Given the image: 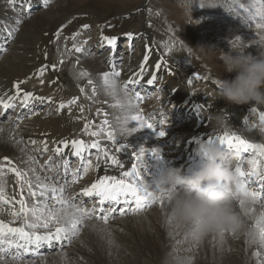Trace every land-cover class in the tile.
I'll use <instances>...</instances> for the list:
<instances>
[{"label": "bare ground", "instance_id": "6f19581e", "mask_svg": "<svg viewBox=\"0 0 264 264\" xmlns=\"http://www.w3.org/2000/svg\"><path fill=\"white\" fill-rule=\"evenodd\" d=\"M85 1L87 0H60L57 2L55 0H28L29 6L20 9L22 14H13L12 6L16 1L0 0V21H9L10 18L20 20L25 14H34L32 9L36 7H44L47 10L38 12L29 21L22 22L21 31L16 35V43L11 46L14 53L0 64L1 84L13 82L17 85L15 91L5 90L0 94V103H10V98L16 93L32 94L42 102L47 101L48 96L40 98L39 92L33 88L34 86L26 83L28 78L37 76L41 72L40 66L36 64L41 51L39 45L44 38V31L57 17H59L58 25H62L72 18L77 12H80V5ZM178 1L174 7L172 6V9L178 10L174 12V15L185 30L183 33L187 38L186 46L190 49L188 43L192 45L194 40L201 47L202 56L209 61L219 78L232 81L241 89L257 88L260 101L254 112L264 115V99H262L264 96V34L258 36L255 41V38L251 39L245 32L248 38L240 37V41L238 39L240 35L234 33L230 41H225L223 35L226 34V31L216 25L224 14L217 15V12L210 11L209 14L213 15V18L208 25L204 26L201 23L202 16L192 15L188 12L198 4L200 6L208 4L209 0H204L205 3L202 0H190L193 6H187L185 9H180ZM187 1L189 2V0ZM224 2L226 1L224 0ZM51 4L54 5L49 7ZM47 7L49 8L47 9ZM224 8L225 6H223ZM227 11H230L234 17L233 20H229L230 23L227 25L229 31L233 30L234 22L253 20L257 21L256 28L261 26L264 28L263 8L255 0H227ZM239 12L242 13L237 14ZM191 16L193 21L190 19ZM8 25L11 29L17 27L18 24L8 23ZM8 33L9 37L14 36L12 32ZM204 34L207 35L204 36ZM140 37L139 41L144 43L142 36ZM181 39L184 40L182 37ZM247 39L249 41L246 44ZM108 41L110 40L102 39L100 41L102 45L100 52L104 54L103 59L90 57L87 54L86 47L90 46V43L84 44L79 41L72 43L70 41L77 47V52L73 53L76 69L72 68L70 71L72 80L81 89H84L89 81L93 82V85H87L90 88H87L85 95L88 96L91 107L94 106L92 98L97 93L100 94L99 102L103 115L87 135L74 140L71 138L70 131L74 130V126H63L66 123L65 110L57 116L49 118L40 115L34 116L30 129H23L21 125L14 128L13 125L4 123L0 118V162L4 161L23 169L29 178V185L32 181L37 182L34 186L37 191L43 190L45 187L43 184L47 183V179L39 168V164L41 165V161L38 160L40 151L34 143L47 146L50 142L58 140L59 145L65 142L71 153L79 154L87 148H95L100 145L103 147L100 149L101 151L104 148L110 149V158L99 153L93 162V172L88 177L86 186L97 184L104 177L111 178V181L115 183L126 180L127 176L134 172L137 155L139 158L145 156L148 158L150 149L157 146L155 142H152L151 145L144 144L138 138L149 130H147L146 124H141L138 118V104L129 94L124 93L125 84L119 79L111 78L117 74L114 70L107 71V64H112L114 60H117V53L110 51L111 46L106 47ZM233 45H239L240 49L234 50ZM228 47L232 50L226 53L225 48L228 49ZM147 57L149 54L143 58L136 54L132 60H129L133 65L130 76L133 72H142L140 80L144 84L151 85L154 82L152 78L160 80L161 74H164L166 70L159 68L163 66V62L157 60L156 65L159 63V66L155 67L156 71L152 77L150 73L152 65L145 68L156 58L153 57L149 60ZM47 64H51L49 59ZM174 71L178 76H181L178 71ZM175 81L172 80L166 85L170 91L172 90L169 97L177 103V106L189 107L190 113H193V108L197 109L195 115L198 116V119L194 125L187 123L176 128L180 133L186 134L189 142L184 146V154L172 152L173 148L168 149L169 157L179 159V163L182 165H188L194 160H199V163L204 164L210 160L212 152L217 147L223 146L227 150L229 148L227 143H229L238 147L248 146L257 161H264V119L251 124L248 118L253 114V111L249 107L245 108V104H240L235 98L231 99L229 95L219 89H211L203 103L198 101V98L191 102L190 97L195 98V95L189 94L187 87ZM224 84L235 87L231 85L232 83ZM198 89H204V87L201 86ZM204 93L206 94V92ZM73 95L76 93L73 92ZM53 103L55 100L51 101L52 105ZM63 104L69 107L68 103L63 102ZM200 108L207 109V112L202 113L198 110ZM99 132H105L108 139L103 140L97 137ZM75 143H78L76 151L74 150ZM9 213H12L9 206L0 209V223L10 224L12 219L9 217ZM71 214L72 211L68 210L60 212L61 216H70ZM126 218L131 235L130 242L126 244V247H123V244L111 235L107 226L97 225L96 222L86 224L81 234L78 235L80 239L78 236L76 237L79 240L78 251L86 249L89 256V261L84 264H154L155 257L160 259L162 256L178 255L176 251H180L183 247L186 250H183L184 254L185 252L191 253L184 255L185 257H171V262L165 261L166 263L162 264H264V205L240 202L231 206H221L209 204L197 197L189 199L179 195L167 197L162 206H156L147 212ZM187 239L189 243H183ZM177 243L183 244L176 246ZM56 252L48 255L49 257L46 256L47 259L41 261V264H71L68 261L71 262L73 258L63 254L56 256ZM79 255L80 252L77 253V256ZM0 264L30 263L28 261L13 263L12 260L0 259Z\"/></svg>", "mask_w": 264, "mask_h": 264}, {"label": "rangeland", "instance_id": "374dc122", "mask_svg": "<svg viewBox=\"0 0 264 264\" xmlns=\"http://www.w3.org/2000/svg\"><path fill=\"white\" fill-rule=\"evenodd\" d=\"M55 1L57 2L60 0H55ZM176 1L177 0H87L80 5V10H79L80 12H77V14L72 16L70 24L77 25L76 22H80V23L87 22V26L89 25L88 28H90V29L88 30V28H86L87 30L85 29V31H90V30L94 31L93 38L95 40H98V38L100 39V37L103 34H108V35H110L111 38L117 36V38H119L121 40V39H124L126 37V35L128 34V32H130V31L131 32L135 31V33H137V31H140V32H142V34H144V36L146 38L153 36L155 38L154 42H156V39L158 41L160 39V42L163 44V46L165 48H168V47L171 48L172 58L174 61L178 62V64H176L174 67H175L176 71L177 70L181 71L180 73L182 75V79L178 78L173 73L172 79L174 81L176 80L175 82L178 81L181 84H183L185 82V84L189 85L190 87H195V86L197 87V85L195 84L196 82H200L205 87L212 83L211 88H213V89L221 88L225 91H227V88H224L223 86H221L220 83L221 84L232 83L231 85L235 86V87H233L234 92H235V94L238 97L240 102L242 101L243 97H246L245 103L249 107L252 105H255L256 102L260 99L259 91L257 88L246 87L245 89H241V87L237 86V84H235L234 82L219 78L216 75V72L214 71V69L211 67L209 61L202 56V54L200 52L201 47H199L194 40L192 41L193 46L188 43V46L190 47V49L186 46L185 40H187V38H185L184 33H183L185 30H184V28H182L180 23L177 22V20L175 19L176 15H174L175 14L174 12H176L178 10H175L176 8L172 9L174 7L175 3H177ZM191 1L189 0V2L188 1L186 2V0H179L178 4L180 5V9H185V8H187V6L189 7L190 5L192 7L193 4L191 3ZM225 1L226 2H224V0H209L208 4H203L202 6H200L198 4L197 6H193V10L190 9V11H188V12L191 13L192 15L197 14V15L202 16L201 17L202 18L201 23L204 26L208 25L210 23L211 19L213 18V15L209 14L210 11H214V13L217 12L216 13L217 15L224 14L219 19V21L216 23V25L218 27H220L221 30L226 31V34L223 35V39L225 41H230L232 36L234 35V33H237L240 35L238 37V39L240 41H241L240 37H242L243 39L248 38L246 36L245 32L248 33V35L251 39L255 38L254 40L257 41L258 36H261L264 34V28L262 26L259 28H256L257 24L254 25L248 21L247 22L246 21L245 22H234L233 30H230V31L227 30V25L230 23L231 20L234 19V17L230 11H227V0H225ZM202 2L205 3L204 0H202ZM52 5H54V4H51L49 7H51ZM223 6H225L224 9H223ZM241 13L242 12H239L237 14H241ZM34 17L35 16L30 18L29 20L33 19ZM190 19H191V21H193L192 16L190 17ZM58 20H59V17L55 18V20L52 23H50L49 28L46 31H44V38L39 45V49H41L40 59L41 58L44 59L46 54L48 53L51 60L54 61V59H56V56H55V46L53 45V43L56 41L55 40L56 35L58 36L57 40H60L62 43H64L66 38H67V35L69 34L66 30L67 26L65 25V22L63 23V25H65V26L59 32H57V29L60 26V25H58L59 24ZM157 21H159V22L157 23ZM146 26L150 32L147 31ZM178 30H179V32H178ZM73 33L74 32H71L70 34H73ZM206 35L207 34H204V36H206ZM256 35H257V37H256ZM181 37L184 38V40H182ZM168 41H169V46H168ZM248 41H249V39L246 40V44ZM15 43H16V41L15 42L13 41L9 45L10 50L0 60V64H2L4 61H6L9 58V56L14 53L12 51L13 49H11L12 48L11 46H13ZM246 44H243V45H246ZM157 46H158V44H157ZM157 46H155V47H157ZM96 47L97 46H93L90 48V51H91L90 54H92L93 48H95V50H96ZM137 48H138L137 45H135L133 48V51L134 52L138 51ZM157 48L159 49V47H157ZM233 49L234 50L240 49V47H239V45H235V46L233 45ZM123 50L124 49L122 47L118 48V53H120V55L124 54ZM159 50L162 52L161 49H159ZM231 50H232V48H229V47H228V49L225 48L226 53H229ZM87 54H89V53H87ZM90 57H94V56L90 55ZM123 57H125V55ZM133 57L134 56L132 55L130 57V59H128V60H132ZM116 58L118 60L119 54H117ZM120 59H122V58H120ZM38 61H39V59H38ZM121 62H122V68H121L122 70L129 68L127 66L128 62L126 63L123 60L122 61H116V63L118 65H120ZM43 65H45V64H43ZM73 66H74V69H76V66L74 65L73 62L67 64L65 61V58H63L60 61V63L57 65L56 69H53L47 65V66H45L44 72L42 75H40V77L31 78V79H34L35 81L40 80V82H42L43 79H47L52 84L56 85L55 90H57V91H61V92L65 91V90H61L62 87H66V89H69V88L72 90L74 89V91H79L80 88L73 82V80L71 78L72 76L70 74V71L73 68ZM49 71H50V73H49ZM54 71H56V72H54ZM54 73H56L58 75L59 80L61 81V84L64 83L63 86H61L60 83H58L55 80ZM191 73H196V74L190 75ZM198 75L204 76L205 79L199 81ZM212 80L216 82L215 86L217 88H214V83L212 82ZM4 84L7 85V82H5ZM88 88H90V87H88ZM52 89H53V87L50 90H52ZM84 89H86V87ZM86 90H88V89H86ZM69 91L74 92L71 90H69ZM204 92L207 93V91H204ZM41 94L44 95L43 92ZM83 94H84V90H83ZM71 95H73V94H71ZM202 97H203L202 100H204L205 95H203ZM229 97H231V99L235 98L232 95H229ZM262 99H264V96L262 97ZM82 100L84 101L85 99H82ZM85 111H87V108L85 109ZM189 119L190 118H188V117L184 118L182 125H186L189 121L194 122V120L192 118H191V120H189ZM81 120H82V122H85V121H87V118L84 117ZM3 122L7 123L4 120H3ZM81 132H82V129L77 128V134H80ZM180 137H181V142H184L186 139L185 135L180 134ZM178 141H179L178 139H174L172 141L173 145H176L178 143ZM38 151H39V149H38ZM126 220H127V218H123V219H121L118 222H115L113 224H110V225L107 224L108 226L105 225L108 227V231L111 233V235L118 242L123 244V247H126V244L128 242H130V239H131L130 230H129V227L127 226ZM96 223H97V225H101L98 222H96ZM78 238L80 239L79 236H78ZM78 238H75L74 241L69 246L64 248V250L56 252L55 255L57 256V255L63 254L66 257L73 258V260L71 262L68 261V263H71V264H84V263L88 262L89 256L87 254V250L82 249V250L78 251V248H79ZM183 243L188 244L189 240L187 239ZM183 243H177L176 246L182 245ZM183 250L186 251L185 248L183 247L182 249H180V251L179 250L176 251L177 252L176 254H178V255H172V256L168 255V257L170 256L169 258L167 256H164L165 260H164L163 256H162L163 258L161 257L160 259H159V257L157 259L155 257L154 259L156 260V262H155V260H153V262H154V264H157V261H159V260H160L159 264L166 263L167 261L171 262L172 261L170 259L171 257L176 256V258H179V257H183L184 255H187V253L188 254L191 253V252H187V253L185 252V254H184ZM79 252H80V255L77 256V253H79ZM47 257H49V256H47ZM47 257H45L43 259L27 260V261L30 264H41L42 263L41 261H44L45 259H47ZM78 257H80V258L78 259ZM13 263H16V262H13Z\"/></svg>", "mask_w": 264, "mask_h": 264}]
</instances>
